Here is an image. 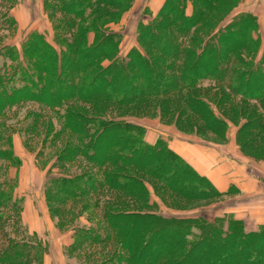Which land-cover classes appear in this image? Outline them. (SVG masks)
I'll return each instance as SVG.
<instances>
[{
    "label": "trees",
    "instance_id": "16d2710c",
    "mask_svg": "<svg viewBox=\"0 0 264 264\" xmlns=\"http://www.w3.org/2000/svg\"><path fill=\"white\" fill-rule=\"evenodd\" d=\"M219 1L165 0L155 14L144 9L150 19L139 21V46L122 56V34L109 24L119 21L134 0H45L53 43L45 32L32 30L20 47L2 46L0 56L8 64L0 69V116L27 101L55 110L63 130L77 142L61 152L59 161L82 156L101 171V180L90 174L50 177L45 184L50 202L66 204L104 189L114 192L103 205L106 235L74 228L71 251L111 240L122 250L104 264H264V225L248 230L231 213L214 221L163 214L158 192L199 199L223 193L170 146L165 134L150 143L148 127L115 112L121 106L150 107L166 115L172 110L167 101L176 95L206 131L225 139L232 121L218 108L221 98L216 104L200 86L211 79L221 84L220 96L257 102L258 107L239 110L245 120L241 125H246L240 136L264 145V48L257 16L238 13L197 40ZM100 6L118 11L100 16ZM247 128L256 134L250 136ZM0 148L1 159L21 165L13 150ZM4 183L0 179V231L3 221L13 217L6 210L20 216L23 208L17 186ZM31 235V240L0 236V264H44L49 246Z\"/></svg>",
    "mask_w": 264,
    "mask_h": 264
},
{
    "label": "rangeland",
    "instance_id": "374dc122",
    "mask_svg": "<svg viewBox=\"0 0 264 264\" xmlns=\"http://www.w3.org/2000/svg\"><path fill=\"white\" fill-rule=\"evenodd\" d=\"M12 1L16 2L14 7H11ZM12 1L0 0V50L4 45L20 47L23 38L32 30L45 32L47 39L53 43L50 7L46 9L45 0ZM159 2L154 4L156 6L153 5L155 11ZM151 3L152 0H134L119 21L109 24L111 31L122 34V56H126L133 47L139 46L137 27L139 21L150 19L144 9H152ZM50 4L52 6L54 2ZM114 10L116 9L100 6L97 15L104 16L106 13H114ZM192 10L193 5H189L188 13L190 14ZM241 12H252L257 16L261 44L264 48V0H220L208 12L213 19H208V24L202 28L203 33L198 34L197 40L200 41L212 33L216 29L213 28L215 25L222 27L226 21H230L234 15ZM261 51L257 59L261 57ZM5 62L8 64V61L0 56L1 70L4 69ZM200 86L202 93L206 92L215 98L216 104L221 98L222 103L218 108L232 121L225 139L206 131L202 120L185 108V104L176 95L170 96L172 99L169 98L167 101L172 110L166 115H161L159 111L150 107H143V110L138 107L121 106L116 107L115 112L118 117H126L133 123L148 127L153 137L156 133L163 132L165 137L175 138L176 143L172 144L175 148L179 147V143L190 142L223 145V148L238 156L250 171L256 172L264 180V145L248 143V140L240 136L246 125H241L245 120L239 116V110L245 106L248 109H252L254 105L258 107L257 102L245 104L238 96L226 99L222 94L221 97V84L218 85L211 79L200 81ZM260 111L262 112L261 109ZM61 125L63 124L55 110L30 101L16 104L0 116V147L2 151L13 150L22 161L19 165L0 158V179L8 188L16 185L17 194L23 198L20 216L10 208L6 210V216L13 217L3 221L4 229L0 231V236L5 240L9 236L19 239L17 235H25V238L31 240V231L37 226L39 231L34 233L36 234L34 239H40L49 246L44 264H104L107 259L122 250L118 243L111 240L97 244L89 243L77 251H71L70 244L67 243L71 241L70 234L74 228L94 229L106 235L107 228L102 219L103 205L114 192L104 189L95 196L89 194L62 204L50 202L45 191L46 181L61 174H90L99 180L102 179L99 167L82 156L75 157L74 160L59 161L58 156L65 148L77 144L73 135L64 131ZM48 129H52L51 135L48 134L50 132ZM247 131L250 136L251 132L256 134L250 128L249 130L247 128ZM55 132L58 133L56 138L53 137ZM9 136H12L11 143L6 141ZM156 197L165 216H202L208 221H214L216 217L224 215L225 213H221L223 209L233 207L238 201L248 200L245 196H237L233 188L206 199L187 198L170 191L158 192ZM96 201L101 202L97 204ZM34 218L38 220L36 224L32 223Z\"/></svg>",
    "mask_w": 264,
    "mask_h": 264
},
{
    "label": "crops",
    "instance_id": "0c3cea01",
    "mask_svg": "<svg viewBox=\"0 0 264 264\" xmlns=\"http://www.w3.org/2000/svg\"><path fill=\"white\" fill-rule=\"evenodd\" d=\"M157 1L160 2L155 11L153 5L157 4ZM164 1L152 0L150 5L152 12H157ZM162 133L158 132L153 137L148 128L147 140L154 143ZM174 139L170 138V146L201 175L206 176L219 191L224 193L233 188L237 196L248 198V200L238 201L231 208L223 209L221 213H231L236 219L242 220L248 230H256L259 226L264 225V180L259 174L250 171L238 156L231 154L230 151L222 147L223 145L190 142L179 143V147L175 148L172 146L173 143H176ZM28 210H30L29 207ZM37 221L34 218L32 223L36 224ZM36 231H39L37 226L31 232L35 233ZM70 235L71 241L67 244L71 245L74 240L73 230Z\"/></svg>",
    "mask_w": 264,
    "mask_h": 264
}]
</instances>
